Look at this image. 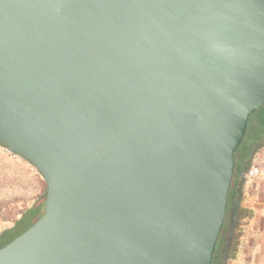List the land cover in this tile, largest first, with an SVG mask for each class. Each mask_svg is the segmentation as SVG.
<instances>
[{
    "label": "water",
    "instance_id": "water-1",
    "mask_svg": "<svg viewBox=\"0 0 264 264\" xmlns=\"http://www.w3.org/2000/svg\"><path fill=\"white\" fill-rule=\"evenodd\" d=\"M263 105L264 0H0V143L46 184L0 264H212Z\"/></svg>",
    "mask_w": 264,
    "mask_h": 264
},
{
    "label": "trees",
    "instance_id": "trees-1",
    "mask_svg": "<svg viewBox=\"0 0 264 264\" xmlns=\"http://www.w3.org/2000/svg\"><path fill=\"white\" fill-rule=\"evenodd\" d=\"M260 110L263 111L261 116L259 115V117H257V115L255 114L256 112H255L249 117V120L254 115L258 118L257 130L255 131L256 137L254 141L253 142L246 141L245 135H244L242 143L237 148L234 154L235 155L234 174H233L231 185L229 187L228 194H227V201H228L227 211H228V208L230 207L231 211H233V215L230 216L229 218V222H228L229 226L227 225L225 229H223L224 227H222L223 230L221 229L220 235L216 243L212 264H220L221 257H222V254L226 246V242L228 240V236H229V233L232 227H234V233L231 238V243H230V247L228 251V258L232 259L234 257L235 248H236L237 239H238V226L240 224V220L242 219L239 204L242 200V188L246 182L245 174L248 171L249 167L251 166V163L253 159L256 157L258 151L264 146V105L260 107ZM249 120H248V124H249ZM248 124H247V127H248ZM247 130L248 129H246V132ZM0 147L7 149V147L3 145L2 143H0ZM12 154L19 156L16 153H12ZM30 165L36 170V168L32 164ZM36 172L40 175V173L37 170ZM45 196H46V188L44 189L42 195H40L32 203L30 207L26 208L24 211L19 213L18 218H15L16 215L14 214H11L10 216L7 215L6 217L3 218V220L5 221L11 219L12 225L9 228H5L1 230L0 248L4 247L6 244L11 242L14 238L21 235L24 231L29 229L42 216L44 212ZM235 214H237L238 219H237L235 226H233V216ZM246 214L247 213H245V215Z\"/></svg>",
    "mask_w": 264,
    "mask_h": 264
},
{
    "label": "rangeland",
    "instance_id": "rangeland-1",
    "mask_svg": "<svg viewBox=\"0 0 264 264\" xmlns=\"http://www.w3.org/2000/svg\"><path fill=\"white\" fill-rule=\"evenodd\" d=\"M262 112L258 108L255 114L259 117ZM257 117L254 115L249 120L248 130L245 134L246 141L253 142L256 137ZM263 147L258 151L251 163V165L257 166L258 169L261 167L262 159L264 158ZM44 183L42 177L26 160L0 147V232L12 225L11 219L5 221L3 218L11 214L16 215L15 218H18L20 212L30 207L42 195L46 188ZM230 216L231 208L229 207L225 216L223 229L227 225L229 226Z\"/></svg>",
    "mask_w": 264,
    "mask_h": 264
},
{
    "label": "crops",
    "instance_id": "crops-1",
    "mask_svg": "<svg viewBox=\"0 0 264 264\" xmlns=\"http://www.w3.org/2000/svg\"><path fill=\"white\" fill-rule=\"evenodd\" d=\"M259 169L260 174L246 179L242 188L239 237L234 257L228 264H264V158Z\"/></svg>",
    "mask_w": 264,
    "mask_h": 264
},
{
    "label": "built area",
    "instance_id": "built-area-1",
    "mask_svg": "<svg viewBox=\"0 0 264 264\" xmlns=\"http://www.w3.org/2000/svg\"><path fill=\"white\" fill-rule=\"evenodd\" d=\"M260 171L255 165H251L245 174L247 179H253L259 175Z\"/></svg>",
    "mask_w": 264,
    "mask_h": 264
}]
</instances>
